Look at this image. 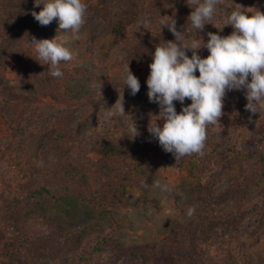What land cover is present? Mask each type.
Here are the masks:
<instances>
[{
  "label": "rangeland",
  "instance_id": "1",
  "mask_svg": "<svg viewBox=\"0 0 264 264\" xmlns=\"http://www.w3.org/2000/svg\"><path fill=\"white\" fill-rule=\"evenodd\" d=\"M150 1L146 10L143 3ZM155 1H142L138 11L136 0H122L123 31L113 36L104 31L107 0H83L85 24L74 36L60 30L55 19L41 26L31 14L43 8L35 0H0V264H264V174L259 172L264 110L246 111L244 90L226 93L220 125H209L198 160L196 170L204 168V176L185 167L192 155L175 161L165 152L148 131L150 122L162 127L165 121L159 119L158 104L149 102L143 68L127 43L139 28L161 26V16H173L177 27L190 26L192 9L185 4L168 10ZM240 5L244 11L264 12V0H220L211 21L215 26L209 23L203 30L223 25L224 15ZM31 28L45 30L37 40L57 36L72 51L74 59L59 66L62 77H53L50 65L37 60ZM172 40L170 34L162 42ZM206 50L198 51L201 58L208 56ZM127 66L141 85L135 96L124 88ZM41 68L44 78H35ZM58 84L65 95L55 99L51 95ZM122 90L125 114L146 148L141 165L148 189L128 187L120 203L108 206V216L93 214L85 198L74 207L51 203L64 191L57 174L60 162L85 164V158L96 156L89 142L105 132L109 137L129 132L130 117L107 116ZM190 103L186 99L183 106ZM174 104L179 114L183 106ZM227 146L245 153L251 163L239 167L225 154ZM213 149L224 153L221 160L209 159ZM100 183L92 176L82 195L88 197ZM189 207L195 208L191 217ZM103 237L118 244L104 242L101 254H88Z\"/></svg>",
  "mask_w": 264,
  "mask_h": 264
},
{
  "label": "clouds",
  "instance_id": "2",
  "mask_svg": "<svg viewBox=\"0 0 264 264\" xmlns=\"http://www.w3.org/2000/svg\"><path fill=\"white\" fill-rule=\"evenodd\" d=\"M219 3L220 0H187L192 9L187 18L190 26L201 32L213 20ZM41 4L43 8L38 13H31L41 26H48L55 19L60 30L75 36L85 24L87 5L83 0H35L37 7ZM241 9L245 8L240 5L226 17L223 26H232L230 35L209 32L206 43L203 39L185 37L184 31L177 30L173 16H161V29L167 27L175 40L156 46L152 54L147 95L149 102L158 104L159 119L165 122L162 127L150 122L148 131L175 161L193 154L204 155L208 127L220 125L228 91L244 90L246 111L257 114L264 110V12ZM32 44L37 60L50 65L53 77H62L61 62L74 59L65 42L58 41L56 36L51 40L33 38ZM202 48L209 52L206 58L198 54ZM187 51H191V57ZM197 70L199 76L195 74ZM122 79L124 88L135 96L141 85L128 66ZM186 99L191 103L183 106ZM174 101L183 106L179 114ZM114 114L130 117L125 114L123 90L114 106L107 109L108 117ZM128 131L131 139L140 135L131 117ZM194 212L195 208L189 207L187 215L191 217Z\"/></svg>",
  "mask_w": 264,
  "mask_h": 264
},
{
  "label": "trees",
  "instance_id": "3",
  "mask_svg": "<svg viewBox=\"0 0 264 264\" xmlns=\"http://www.w3.org/2000/svg\"><path fill=\"white\" fill-rule=\"evenodd\" d=\"M142 1L144 0H136L138 11H140L139 9L142 8ZM121 2L122 0H107L106 5L102 7L103 11L107 15H103L104 21L106 23L104 25V31L106 34L118 36L123 31V17L119 15ZM155 2L159 4L162 3L164 8H167L168 10H180L186 6L185 4H187V0H156ZM143 4V6H145L144 8L147 10L149 5H151V1L144 2ZM182 11H175V13H180ZM226 17L227 16L224 15L225 20ZM223 25H219L210 32L218 33L221 36L227 34L230 35L233 32L232 26ZM177 28L180 31H184L183 35L189 39L194 37L200 40H204V38H206V41L208 40L207 33H209V31L207 30H202L201 32L196 33L190 26H178ZM29 30H31V34L36 40L38 39L37 36H44L46 34L45 30L40 28H31ZM170 34L172 33L167 29V27H163L162 29L161 26H151L147 28L142 27L137 30L136 37L133 38L131 42L127 43V49L130 51L132 50L129 54H131V56L136 54L135 63L140 64L143 68L144 75L146 77L144 81L146 87V81L150 74L149 65L152 62V54L155 51V47L164 45L165 43L162 42L163 38ZM205 54L209 55L208 50L205 51ZM3 63L4 61L0 57V66ZM3 66H5V64ZM44 70V68H41L35 78L41 77V79H43L45 74ZM62 88L63 85L58 84L55 89L56 92L51 96L57 99V97L60 98L65 95V92L63 93L60 90ZM65 89L66 91L68 90L64 87V90ZM138 136L131 139L129 132H125L122 135H112V137H109L108 133L105 132L88 144L90 151L92 150L91 152L96 154L95 158H85V164L82 162L76 163L69 160L60 162L58 164L57 174H60L59 176L64 179V191L56 195L51 203L54 202L57 206L63 205L64 207H74L77 206L81 201H84L85 198V203L89 205L93 214L98 216H108V214H110L108 206L113 203H120V200L125 195L126 189L128 187L147 190L149 182L147 181L146 174L141 165V161L146 155V148ZM213 150H216L215 155L207 153L209 159L221 160L222 156H224V153L219 152L217 149ZM225 154L228 157L234 158V161L239 167L242 165L243 161L251 163L249 156L239 150H236L234 147L227 146ZM260 157L261 162H263L264 151L260 154ZM200 159V155L193 154L191 158H188L187 161H185V167L190 174H197L199 177L205 175V173L202 174V172L205 171L204 168L202 170L200 169L198 172L196 170L200 163L198 160ZM205 164L208 166L207 162ZM201 165L202 167H205L204 163ZM262 168L263 171L258 167L261 175L264 174V165H262ZM92 176L97 181L100 180L101 183L97 185L95 192L89 193L88 197H84L81 193V190H83L82 188L84 187L86 189L90 185ZM258 179L259 178L256 180ZM108 184H110V189L107 187ZM71 186L78 188L79 191L75 193ZM41 190L37 193L40 194ZM35 208L36 207H34V209ZM109 241L113 244H118L116 240H110L108 237H103L95 241L88 251V254H101L103 252L101 247L102 244Z\"/></svg>",
  "mask_w": 264,
  "mask_h": 264
}]
</instances>
